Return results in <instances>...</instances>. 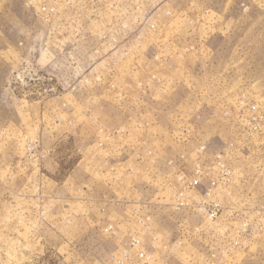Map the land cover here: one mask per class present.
<instances>
[{"label":"rangeland","instance_id":"rangeland-1","mask_svg":"<svg viewBox=\"0 0 264 264\" xmlns=\"http://www.w3.org/2000/svg\"><path fill=\"white\" fill-rule=\"evenodd\" d=\"M135 235L264 264V0H0V264Z\"/></svg>","mask_w":264,"mask_h":264},{"label":"built area","instance_id":"built-area-1","mask_svg":"<svg viewBox=\"0 0 264 264\" xmlns=\"http://www.w3.org/2000/svg\"><path fill=\"white\" fill-rule=\"evenodd\" d=\"M199 183L200 179H195L189 184L197 186ZM205 211L210 218L216 219L221 214V206L219 203H214L212 206H208ZM112 228V226H109L107 230ZM112 258H115L120 264H151L153 259L145 247L144 241L138 235L132 236L127 242L126 247L118 255L112 256Z\"/></svg>","mask_w":264,"mask_h":264}]
</instances>
